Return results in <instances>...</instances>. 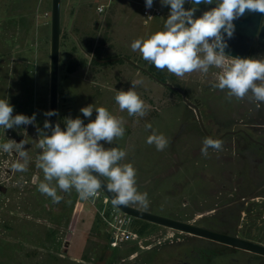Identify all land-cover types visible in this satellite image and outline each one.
Listing matches in <instances>:
<instances>
[{"label":"rangeland","instance_id":"rangeland-1","mask_svg":"<svg viewBox=\"0 0 264 264\" xmlns=\"http://www.w3.org/2000/svg\"><path fill=\"white\" fill-rule=\"evenodd\" d=\"M93 2L61 0L58 121L63 127V117H83L79 109L90 103L123 117L124 135L109 146L125 150L122 162L133 164L137 189L148 194L147 206L129 204L170 218L196 220L197 214L223 201L232 182L240 181L237 170L246 164L233 145L225 144L227 140L218 149L209 147L206 155L201 152L206 136L185 101L198 103L211 135L261 120L256 105L262 108L264 102L256 101L251 91L238 98L213 87L221 71L216 66L207 73L176 75L131 48L133 40L163 28L170 6L154 0L151 8L160 14L149 20L143 15L149 9L144 0H117L101 15ZM192 6L196 5H184ZM202 11L197 7L196 15ZM49 37L50 0H0V98H9L13 115L36 113L34 124L0 126V143L24 138L28 153L26 170L18 171L11 167L17 159L15 148L0 149V264H94L96 252L113 249L107 244L109 227L87 201L82 205L74 188L67 192L57 188L63 198L55 203L37 188L43 179L37 163L41 151L37 127L48 119L43 113L48 110ZM248 56L264 57V44L254 43ZM71 61L76 66L73 72L68 71ZM133 80L139 81L136 91L147 104L144 116L129 115L115 101L116 92L127 90ZM147 122L152 128L145 127ZM153 129L168 138L162 150L146 142ZM132 229L141 236L139 243L128 242L119 249L157 247L162 241L173 247L170 236L181 235L138 219ZM259 235L264 240V229Z\"/></svg>","mask_w":264,"mask_h":264},{"label":"clouds","instance_id":"clouds-1","mask_svg":"<svg viewBox=\"0 0 264 264\" xmlns=\"http://www.w3.org/2000/svg\"><path fill=\"white\" fill-rule=\"evenodd\" d=\"M154 0H144L145 7L151 8ZM168 5L163 28L146 37L132 41L131 48L139 49L145 60L155 67L176 75L199 70L207 73L210 66L221 71L213 87L227 89L228 95L244 97L251 91L256 101L264 102V57L230 56L225 53L227 38L235 30L234 19L248 10L264 13V0H159ZM199 5L201 2L213 5L196 15L197 6L185 8L186 3ZM150 16V15H149ZM227 37V38H226ZM230 58V59H227ZM139 81H131L127 89L116 92L115 101L120 109L129 115L144 116L147 104L136 91ZM9 98H0V126L4 129L34 124L36 113H16ZM93 111L95 115L93 116ZM80 115L63 117L60 122L45 119L43 127H37L38 167L43 170V179L37 185L38 191L59 202L63 197L57 188L65 192L74 188L81 198L95 196L102 183L113 194L112 204L120 206L139 202L147 206V192L138 191L136 169L131 162H122L126 155L123 148L109 146L115 137L124 135L123 117H118L105 106L90 103L79 109ZM46 117L58 115L56 109L43 113ZM84 118H88L85 122ZM146 128H152L147 122ZM146 142L164 149L168 138L155 129L146 137ZM27 141L8 138L0 143V149L8 152L15 148L17 159L11 167L25 171L28 153ZM222 141L206 136L201 152L205 155L209 147L220 148ZM106 178V179H105ZM54 181V183H53Z\"/></svg>","mask_w":264,"mask_h":264},{"label":"flooded vegetation","instance_id":"flooded-vegetation-1","mask_svg":"<svg viewBox=\"0 0 264 264\" xmlns=\"http://www.w3.org/2000/svg\"><path fill=\"white\" fill-rule=\"evenodd\" d=\"M194 105L198 109V103ZM256 108L261 110V120L223 130L218 135H211L205 129L199 115L202 128L197 117L204 135L222 142L227 140L225 144L234 146L246 167L237 170L240 181L232 182L222 196L223 201H219L222 203L215 202L211 209L197 214L196 220L174 219L264 246L259 235L264 229V106L260 108L257 104ZM176 233L181 235L170 236L174 237L173 247H165L167 243L162 241L155 244L157 247L106 249L96 252L94 264H264V254L188 233Z\"/></svg>","mask_w":264,"mask_h":264},{"label":"water","instance_id":"water-1","mask_svg":"<svg viewBox=\"0 0 264 264\" xmlns=\"http://www.w3.org/2000/svg\"><path fill=\"white\" fill-rule=\"evenodd\" d=\"M61 0H50V37H49V84H48V109H56L58 111V75H59V46L61 34ZM235 30L231 38H227L228 47L225 53L230 56H248L254 43L264 44V13L246 9L243 14L235 18ZM189 106L193 107L197 114L199 122V112L194 104L185 101ZM51 121H58V115L48 117ZM101 190L112 200L113 194L109 192L102 183ZM112 203V202H111ZM117 207L121 212L133 217L134 219L152 223L164 228H169L183 233H188L224 243L233 247L247 249L254 252L264 254V246L245 241L239 238L231 237L223 233H219L191 222L182 221L166 216L153 213L148 210L137 208L131 204H125Z\"/></svg>","mask_w":264,"mask_h":264},{"label":"built area","instance_id":"built-area-1","mask_svg":"<svg viewBox=\"0 0 264 264\" xmlns=\"http://www.w3.org/2000/svg\"><path fill=\"white\" fill-rule=\"evenodd\" d=\"M117 0H94L93 8L97 15L105 13ZM160 13L155 8H149L143 10V15L149 20H152L155 16ZM46 16L48 14H45ZM150 15V16H149ZM85 200L94 209V213H97V217L102 223H106L109 227L110 233L107 236V244L110 248H116L127 242L139 243L141 236L132 229L133 217L121 212L115 207L109 200V198L103 193L101 189L98 190L97 194L88 198H81ZM97 201L100 202L98 208L96 206ZM111 205V207L109 206ZM142 247V246H141Z\"/></svg>","mask_w":264,"mask_h":264},{"label":"trees","instance_id":"trees-1","mask_svg":"<svg viewBox=\"0 0 264 264\" xmlns=\"http://www.w3.org/2000/svg\"><path fill=\"white\" fill-rule=\"evenodd\" d=\"M194 5V4H193ZM197 6V5H196ZM213 5H211V4H205V3H203V2H201L197 7H200L201 8V10H206L207 8H210V7H212ZM93 61V60H92ZM75 62V61H74ZM74 62H70V64H69V66H68V71L69 72H73L74 71V69H75V67L76 66H74L73 64H74ZM80 63V65L82 66V65H84V60H82V61H80L79 62ZM158 80L160 81V82H165V79L164 78H158Z\"/></svg>","mask_w":264,"mask_h":264}]
</instances>
